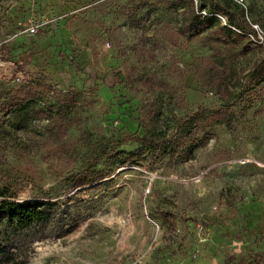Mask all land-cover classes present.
I'll return each mask as SVG.
<instances>
[{"label":"rangeland","instance_id":"374dc122","mask_svg":"<svg viewBox=\"0 0 264 264\" xmlns=\"http://www.w3.org/2000/svg\"><path fill=\"white\" fill-rule=\"evenodd\" d=\"M170 1L0 0V103L17 76L73 93L66 127L77 143L71 154L55 153L46 120L16 129L1 112L0 186L18 199L48 192L60 200L75 192L64 178L81 168L87 148L109 144L97 162L108 181L70 198L76 220L61 236L34 242L27 264H264V0H218L223 10L205 9L221 25L234 26L233 14L255 33L236 39L248 50L223 69L200 59L235 49L181 34V8ZM139 3L131 26L128 10ZM140 34L151 37L145 56ZM141 71L169 86L161 114L168 137L198 109L227 108L232 128L208 126L188 159L135 140L110 149L142 133L144 93L134 78ZM118 150L140 154L122 164Z\"/></svg>","mask_w":264,"mask_h":264},{"label":"trees","instance_id":"16d2710c","mask_svg":"<svg viewBox=\"0 0 264 264\" xmlns=\"http://www.w3.org/2000/svg\"><path fill=\"white\" fill-rule=\"evenodd\" d=\"M172 8L180 11V33L188 37H204L214 39L225 45V48L235 49L232 52H217L213 50L207 57L200 60L209 69L225 68L227 62L237 54H244L246 44L236 46V39L243 38V34L255 36L254 30L243 26L234 17V26L226 23L221 25L217 15L208 16L207 7L223 10L218 0H171ZM145 3H139L135 8L128 10L130 25L137 23L136 11L143 8ZM204 10L206 14H201ZM235 28L239 33H236ZM137 45L143 56L147 55L148 43L151 37L140 34ZM264 75V66L259 67ZM135 82L144 93V99L139 107V123L142 133L126 135L114 142L110 149L118 144L135 140L144 149L152 152L169 151L181 158L188 159L193 155V148L199 140V134L215 122L222 123L226 128H232L233 113L224 107L210 110L198 109L190 116L178 119L174 131L167 136L161 120L162 99L164 92L169 90L165 80L159 79L150 71H141L134 74ZM75 104V95L61 89H54L42 83L41 80L19 84L10 90L8 97L0 103V113L9 115L11 126L19 129L38 120H46L48 134L55 140V153L71 154L76 150L77 143L68 133L66 122L72 113ZM109 144L100 142L96 146L87 148L81 168L68 174L64 181L66 191L76 189L75 192L60 200H54L48 192L39 196L18 199L16 193L6 186H0V264H27V252L34 242L41 241L48 236L59 237L65 228L76 220L77 212H71L70 198L79 194L84 186H101L108 180L104 178L108 172L97 166V162L108 149ZM121 156L120 163H131L139 156V151L118 150Z\"/></svg>","mask_w":264,"mask_h":264},{"label":"built area","instance_id":"2783aa9c","mask_svg":"<svg viewBox=\"0 0 264 264\" xmlns=\"http://www.w3.org/2000/svg\"><path fill=\"white\" fill-rule=\"evenodd\" d=\"M193 1V3L195 4V5H197V0H192ZM200 13L201 14H206L205 13V11L204 10H202V11H200ZM217 17L224 23V19L221 17V16H219V15H217ZM38 25H39V21H37V20H34L32 23H31V25L29 26V27H27L26 28V31L28 32V33H30V34H34V33H36V31H37V27H38ZM247 35H249V36H251L250 34H247ZM262 35L264 36V34L262 33ZM109 42H107L106 43V46L107 47H109ZM32 79L30 78V77H23V76H17L16 78H15V81H16V83H18V84H22V83H26V82H30ZM245 160L244 159H242L240 162H244ZM150 190V187L149 186H147L146 187V191H149Z\"/></svg>","mask_w":264,"mask_h":264}]
</instances>
